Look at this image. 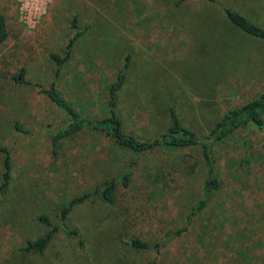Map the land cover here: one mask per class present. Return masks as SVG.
Here are the masks:
<instances>
[{
  "label": "rangeland",
  "instance_id": "rangeland-1",
  "mask_svg": "<svg viewBox=\"0 0 264 264\" xmlns=\"http://www.w3.org/2000/svg\"><path fill=\"white\" fill-rule=\"evenodd\" d=\"M5 2L0 144L11 151V178L0 189V264H264V127L248 123L213 147L221 187L187 222L207 178L200 147L135 156L95 132L53 145L66 113L12 80L23 66L26 78L49 84L56 69L49 54H63L76 16L88 28L54 80L67 100L86 116H105L108 87L128 57L116 93L123 129L151 139L171 125L172 105L185 127L202 134L227 109L264 92V40L232 25L222 9L264 27V0ZM128 170L129 183L116 187L111 204L95 195L71 208L75 237L60 227L42 253L23 249L48 230L39 215L58 225L67 200ZM184 225L167 244V233ZM132 238L162 249H136Z\"/></svg>",
  "mask_w": 264,
  "mask_h": 264
},
{
  "label": "trees",
  "instance_id": "trees-1",
  "mask_svg": "<svg viewBox=\"0 0 264 264\" xmlns=\"http://www.w3.org/2000/svg\"><path fill=\"white\" fill-rule=\"evenodd\" d=\"M6 6L7 3L5 0H0V48L2 45L6 44L10 35V31L8 29L9 27L6 23L5 15L3 14V8H6ZM222 9L224 11L225 17L232 25L237 27L243 33L264 40L263 26L251 21L246 15L231 7L223 6ZM71 25L73 33L66 43L63 54H58L55 52H51L49 54L50 58L56 64L54 79L49 84L46 85L44 83L32 81L26 78V70L23 66L19 67L18 72L12 76V80L15 83L28 84L36 87L39 93L46 95L55 105H57L66 113L67 121L51 137L53 145H55L62 138L73 137L83 132H95L102 133L110 137L115 143L130 149L135 156L155 148L175 150L182 147H200L206 167L207 178L203 185L202 195L192 206L191 211L187 215V222H190L194 215L204 210L209 205L212 196L221 187V180L216 175V158L213 152V147L227 139L238 128L243 127L248 123H252L260 129L264 127V92H262L258 97L240 106L227 109L213 123L211 128L202 134H198L195 131L185 127L180 122L174 107L171 105V125L164 132L151 139H140L134 134L126 132L123 129L122 120L116 109V93L124 81V72L128 66V57L125 58L124 63L118 70L115 79L108 87L107 102L105 106L106 115L103 117L92 118L84 115L69 100H67L56 87L54 80L59 74L60 67L69 59L74 43L88 28V26L80 28L76 16L72 17ZM13 127L18 131L25 133L28 132L23 127V124L19 121H14ZM0 154L3 157V170L1 172L0 178V189H3L11 178V151L9 148L0 144ZM135 162L136 159L133 161V163ZM130 176L131 170L123 171L119 174L107 177L92 190L84 191L67 200L61 208L58 225L52 224L46 216L39 215L38 219L48 226V230L46 231L45 235L41 237H38L34 240H27L23 249L27 251H35L38 254L42 253L52 236L60 229V227H64L67 231V234L75 237L77 235V231L68 227L67 224V217L71 211V208L75 204L95 195H99V197H101L105 202L111 204L114 201V192L116 187L119 184L127 186ZM186 227L187 226L184 225L178 230L167 233V244L170 243V238L174 239L180 235V233H182ZM129 243L136 249H151L156 253H159L162 249V244L160 242L150 244L148 242L132 238Z\"/></svg>",
  "mask_w": 264,
  "mask_h": 264
},
{
  "label": "built area",
  "instance_id": "built-area-1",
  "mask_svg": "<svg viewBox=\"0 0 264 264\" xmlns=\"http://www.w3.org/2000/svg\"><path fill=\"white\" fill-rule=\"evenodd\" d=\"M31 4H33V3L31 2Z\"/></svg>",
  "mask_w": 264,
  "mask_h": 264
}]
</instances>
